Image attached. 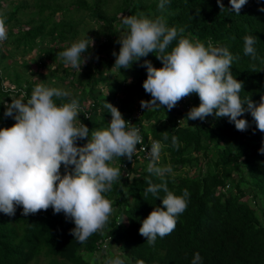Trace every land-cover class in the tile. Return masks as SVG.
Listing matches in <instances>:
<instances>
[{"label": "trees", "instance_id": "obj_1", "mask_svg": "<svg viewBox=\"0 0 264 264\" xmlns=\"http://www.w3.org/2000/svg\"><path fill=\"white\" fill-rule=\"evenodd\" d=\"M41 256L264 264V0H0V264Z\"/></svg>", "mask_w": 264, "mask_h": 264}, {"label": "rangeland", "instance_id": "obj_2", "mask_svg": "<svg viewBox=\"0 0 264 264\" xmlns=\"http://www.w3.org/2000/svg\"><path fill=\"white\" fill-rule=\"evenodd\" d=\"M38 51V49H36L35 50V52H37ZM35 52L34 53H30L29 55H27V60H28V62H29V67L26 69L25 68V66H23L22 65V62H23V60L24 59H22V56H21V53L20 52H17L16 53V55L15 56H17V58H18V62H17V64H16V62L15 61H13L12 59H9V60H7V62L9 63V64H11V65H15L16 66V68L18 69V71H20L21 73H23L25 76H33L34 74H35V72L37 73L38 71H43L45 74L46 73H48V71H49V69H48V67H46V68H40L39 67V64L40 63H38V58H37V56H36V54H35ZM87 60H85L84 62H86ZM189 61V59H185V60H183V63L184 64H187V63H190V62H188ZM53 65H55V64H53ZM36 79H38L39 77L38 76H34ZM69 88L70 87V85L69 84H67L66 82H63V84L62 83H56V89L58 90V89H61V88ZM104 90V92L105 93H107V89H103ZM180 94H181V96L182 97H184L185 96V93H183L182 91L180 92ZM141 105V103H140V99L139 98H137V100H136V103H135V105H134V107L137 109V107L138 106H140ZM78 113L76 112V114L74 115V118H73V120H71L72 121V123H76V118H78V116L79 115H77ZM73 121H75V122H73ZM151 123V122H150ZM150 123H146V127H145V130H147L148 131V127L147 126H150ZM64 134H65V132H64ZM159 160H162V155L160 154V156H159V158H158V161ZM163 167H165L166 169H169L170 168V165H169V163L168 162H162V164H161ZM195 169H196V167H194ZM184 171H186V169H184L183 170V172ZM196 170H194L193 171V173L195 172ZM188 172H191V169H188ZM110 246L111 247H109V248H111L110 250H111V253H109V254H112V255H114L116 252H117V250L115 249L116 247H117V243H114V244H110ZM112 249H114V251L112 250ZM98 256H99V254H98ZM113 257V256H112ZM40 262H41V264H47V259L44 257V256H41L40 257Z\"/></svg>", "mask_w": 264, "mask_h": 264}, {"label": "built area", "instance_id": "obj_3", "mask_svg": "<svg viewBox=\"0 0 264 264\" xmlns=\"http://www.w3.org/2000/svg\"><path fill=\"white\" fill-rule=\"evenodd\" d=\"M143 108L140 107L138 111L136 112V118L140 117L142 114ZM86 116H88L87 112ZM119 119H122V117H119ZM127 136L134 144V149L132 150L133 154V160H148L158 153L160 144L159 142L152 140L150 142H146L145 138L142 134V126L140 124L138 125H131L127 129Z\"/></svg>", "mask_w": 264, "mask_h": 264}, {"label": "clouds", "instance_id": "obj_4", "mask_svg": "<svg viewBox=\"0 0 264 264\" xmlns=\"http://www.w3.org/2000/svg\"><path fill=\"white\" fill-rule=\"evenodd\" d=\"M181 95V94H180ZM185 100H186V98H185ZM140 108V106H138L137 107V109H139ZM142 134H143V136H144V138H146L145 137V135H144V129H143V127H142ZM149 138V140H148V142H150V141H152V140H155V141H157V142H159V144H160V147H159V150H158V153L155 155V157H153V158H151V159H148V160H139V162L140 163H144V162H147V161H153V160H158V158H159V156H160V154H161V151H160V149H161V146H162V144H161V142L159 141V140H156V139H154L151 135L148 137ZM133 144V143H132ZM134 145V144H133ZM135 147V146H134ZM133 150V149H132ZM162 155V154H161ZM230 187V185L228 184L227 185V187H226V189H228ZM251 196V195H250ZM248 198V196H246L245 197V199H247ZM114 244L113 242H111V238H108V239H106L105 240V242L103 243V247H102V249H101V251H107L108 252V254L109 253H111V248H109V247H111L110 246V244ZM116 250H117V252L115 253V254H117V253H122L121 252V248H120V246H118V244H117V247L115 248ZM113 251H114V249H112ZM100 254V253H99ZM115 254L114 255H112V254H109V255H111V257H110V259L113 261L114 259H115ZM113 256V257H112Z\"/></svg>", "mask_w": 264, "mask_h": 264}]
</instances>
